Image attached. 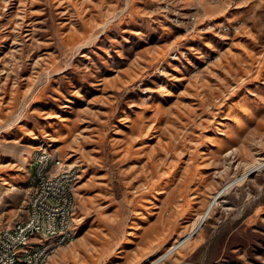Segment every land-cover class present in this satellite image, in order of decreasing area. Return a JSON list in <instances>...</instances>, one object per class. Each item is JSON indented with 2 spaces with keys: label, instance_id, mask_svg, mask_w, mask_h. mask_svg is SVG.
I'll list each match as a JSON object with an SVG mask.
<instances>
[{
  "label": "rangeland",
  "instance_id": "obj_1",
  "mask_svg": "<svg viewBox=\"0 0 264 264\" xmlns=\"http://www.w3.org/2000/svg\"><path fill=\"white\" fill-rule=\"evenodd\" d=\"M42 147L80 173L63 264H264V0H0V227Z\"/></svg>",
  "mask_w": 264,
  "mask_h": 264
},
{
  "label": "built area",
  "instance_id": "obj_2",
  "mask_svg": "<svg viewBox=\"0 0 264 264\" xmlns=\"http://www.w3.org/2000/svg\"><path fill=\"white\" fill-rule=\"evenodd\" d=\"M48 149L42 147L30 164L35 170L30 171L29 184H38V191L32 193L33 201L26 202V217L16 220L14 232H5L0 227V264H13L16 257H23V264H49L45 263L46 253L60 250L67 240L73 239L70 231H75V194L62 192V198H55V191L61 178H69V185L76 186L80 173L63 161L59 151L57 164H63V171H57V177H50V170L45 169ZM34 240H41V248L36 249L33 263H25V255Z\"/></svg>",
  "mask_w": 264,
  "mask_h": 264
},
{
  "label": "crops",
  "instance_id": "obj_3",
  "mask_svg": "<svg viewBox=\"0 0 264 264\" xmlns=\"http://www.w3.org/2000/svg\"><path fill=\"white\" fill-rule=\"evenodd\" d=\"M148 1V0H147ZM155 1V0H151ZM151 4V3H149ZM225 3L219 5H207L204 7V11L206 13L210 14H218L220 11H225L226 9ZM245 121L241 120H236V126L234 128H231L230 131L228 132V135H222L218 137V143L219 145L216 146L214 145L212 148L214 149H219V152L215 153H203L201 155H197L196 158L191 157L192 159L189 160V162L186 164L185 168L183 169L182 173V183H184L186 180H188V177L191 173V170H194L196 173V176L194 178V183L193 184H198L199 182L203 180H208V182L214 183L217 182L220 179V172H223L224 169L218 170V168L221 166L223 163L221 160L222 158L221 155L223 154L222 151L227 150L229 147L233 150V152H236L237 154L242 152V149H244L243 145L246 143L247 137L246 134H243L242 136L238 135L237 128L244 129L245 127ZM229 150V151H231ZM232 152V153H233ZM225 162V161H224ZM217 169V170H216ZM225 179V184L230 181ZM198 181V182H197ZM192 184V183H191ZM230 188V187H229ZM220 190V189H219ZM218 190V191H219ZM217 193V192H216ZM217 202V201H216ZM215 205V204H214ZM206 208V207H205ZM70 249H62L58 251L57 254L51 257L50 262L53 263H65L64 255L69 252ZM71 251V250H70Z\"/></svg>",
  "mask_w": 264,
  "mask_h": 264
},
{
  "label": "bare ground",
  "instance_id": "obj_4",
  "mask_svg": "<svg viewBox=\"0 0 264 264\" xmlns=\"http://www.w3.org/2000/svg\"><path fill=\"white\" fill-rule=\"evenodd\" d=\"M58 153H59L58 149H48V155L45 156V169L50 170V177H57V171H63V164H57ZM55 167H56V170H54ZM260 167L261 165H259L257 168H260ZM73 171H79V170L75 166H73ZM37 191H38V184H30V192H29V197H28L27 202L33 201L32 193H37ZM62 192H63V195H74L75 194V185H69V178H61V181L58 182V191H55V198H62ZM212 208L213 206L212 207L210 206L207 211L203 212L197 218L190 232L188 233L186 239L193 237L201 229V227L205 224L206 219L208 218ZM15 224H16V221L14 222L12 226L3 227V230H5V232H14ZM75 237H76V227H75V231H70V238H73V239L67 240L65 242V246L69 245L72 241H74ZM182 243L183 242H180L179 244L174 245L166 254L159 257L152 264L160 263L170 253L176 250ZM40 248H41V240H34L32 242V248H29L28 254L25 255V263H33L36 260V249H40ZM57 251L58 250L47 252L45 256V263L50 264L51 257L54 256L57 253ZM13 264H23V257L14 258Z\"/></svg>",
  "mask_w": 264,
  "mask_h": 264
},
{
  "label": "water",
  "instance_id": "obj_5",
  "mask_svg": "<svg viewBox=\"0 0 264 264\" xmlns=\"http://www.w3.org/2000/svg\"><path fill=\"white\" fill-rule=\"evenodd\" d=\"M229 185H231V184H229ZM228 187H230V186H228ZM226 188H227V187H225V188L222 190V192H223ZM219 196H220V193H219V195L213 200V202H212V204H211V207L214 206V204H215L216 201L218 200Z\"/></svg>",
  "mask_w": 264,
  "mask_h": 264
}]
</instances>
